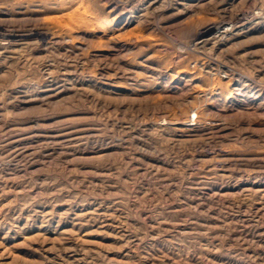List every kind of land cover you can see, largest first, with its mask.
Wrapping results in <instances>:
<instances>
[{
    "label": "rangeland",
    "instance_id": "rangeland-1",
    "mask_svg": "<svg viewBox=\"0 0 264 264\" xmlns=\"http://www.w3.org/2000/svg\"><path fill=\"white\" fill-rule=\"evenodd\" d=\"M0 264H264V0H0Z\"/></svg>",
    "mask_w": 264,
    "mask_h": 264
}]
</instances>
